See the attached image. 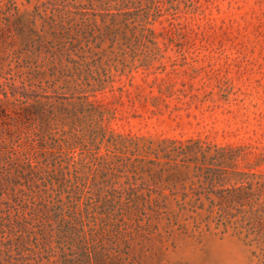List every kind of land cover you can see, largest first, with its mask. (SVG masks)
Listing matches in <instances>:
<instances>
[{
	"label": "rangeland",
	"instance_id": "rangeland-1",
	"mask_svg": "<svg viewBox=\"0 0 264 264\" xmlns=\"http://www.w3.org/2000/svg\"><path fill=\"white\" fill-rule=\"evenodd\" d=\"M0 264H264V0H0Z\"/></svg>",
	"mask_w": 264,
	"mask_h": 264
},
{
	"label": "trees",
	"instance_id": "trees-1",
	"mask_svg": "<svg viewBox=\"0 0 264 264\" xmlns=\"http://www.w3.org/2000/svg\"><path fill=\"white\" fill-rule=\"evenodd\" d=\"M184 148L186 149L187 147H182V149H184ZM186 159L187 158H185V157L181 158L182 161H186ZM245 174H246V172L240 171V172H238L237 176H234L235 182L239 183L237 186H235V185L233 186L237 190H238V188H243L245 186V182H244L245 181ZM199 207H202V204H200ZM194 209L196 210V208H194ZM210 210H212V209H210Z\"/></svg>",
	"mask_w": 264,
	"mask_h": 264
}]
</instances>
